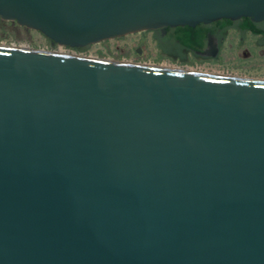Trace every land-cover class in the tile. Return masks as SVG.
I'll return each mask as SVG.
<instances>
[{
	"label": "water",
	"instance_id": "obj_1",
	"mask_svg": "<svg viewBox=\"0 0 264 264\" xmlns=\"http://www.w3.org/2000/svg\"><path fill=\"white\" fill-rule=\"evenodd\" d=\"M264 0H0L51 43ZM0 46V264H264V81Z\"/></svg>",
	"mask_w": 264,
	"mask_h": 264
},
{
	"label": "rangeland",
	"instance_id": "obj_2",
	"mask_svg": "<svg viewBox=\"0 0 264 264\" xmlns=\"http://www.w3.org/2000/svg\"><path fill=\"white\" fill-rule=\"evenodd\" d=\"M151 30L143 29L101 39L76 48L51 43L38 30L0 18V46L38 49L46 53H64L125 64H144L190 73H208L264 81V41L257 35L228 28L216 56L200 58L189 52L180 54L171 48L170 55L160 52L151 38ZM182 55V58H180ZM90 58V59H91Z\"/></svg>",
	"mask_w": 264,
	"mask_h": 264
},
{
	"label": "flooded vegetation",
	"instance_id": "obj_3",
	"mask_svg": "<svg viewBox=\"0 0 264 264\" xmlns=\"http://www.w3.org/2000/svg\"><path fill=\"white\" fill-rule=\"evenodd\" d=\"M222 18H218L209 22L202 23L204 27V34L202 36V45L199 48H194V52H191L185 49L182 46L178 45L177 37L173 35L176 26H161L156 28H151V38L154 41L155 46L160 51V49H166L170 55L171 48H174L178 51H181L183 54L189 52L193 56H198L200 58L214 57L217 54L219 45L223 39L224 33L228 28H233L238 32H248L252 35H257L260 37L261 41H264V18L258 21H253L254 27L257 28V31H252L249 27L240 28L239 23L241 18L232 19L231 23L225 27H221L218 24ZM230 20V19H229ZM200 23V22H199ZM198 24V23H196ZM195 25V24H194ZM193 25V26H194ZM198 26V25H197ZM161 52V51H160ZM164 53V52H163Z\"/></svg>",
	"mask_w": 264,
	"mask_h": 264
},
{
	"label": "trees",
	"instance_id": "obj_4",
	"mask_svg": "<svg viewBox=\"0 0 264 264\" xmlns=\"http://www.w3.org/2000/svg\"><path fill=\"white\" fill-rule=\"evenodd\" d=\"M241 21L239 23L240 28L249 27L252 31H257L258 29L254 27L253 22L249 17L241 16ZM231 23V20L222 18L218 21L221 27H225ZM198 25V26H197ZM204 34V27L202 23L195 24L194 26L182 25L176 26L173 35L177 37L178 45L184 47L185 49L194 52V48H199L202 45V36ZM76 48H83V46H75ZM161 52L169 55L166 49H160ZM182 58V55H180Z\"/></svg>",
	"mask_w": 264,
	"mask_h": 264
}]
</instances>
